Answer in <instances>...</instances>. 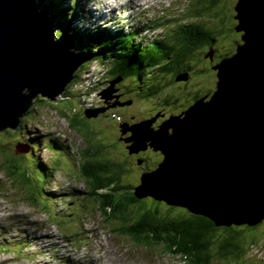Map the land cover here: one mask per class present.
Masks as SVG:
<instances>
[{
  "label": "rangeland",
  "instance_id": "1",
  "mask_svg": "<svg viewBox=\"0 0 264 264\" xmlns=\"http://www.w3.org/2000/svg\"><path fill=\"white\" fill-rule=\"evenodd\" d=\"M69 1L79 3L77 9L81 14L82 26L110 27L114 32L121 29L128 32L130 29L143 27V32L137 38L145 34L143 39L145 42L163 38L171 45L181 33L179 23L184 24L182 21L186 22L188 19L192 22L202 20L207 28L213 29L211 26L216 22L214 14L220 13L221 16L229 19L236 0L234 2L233 0H219L210 12H208L211 8L210 0ZM196 7L202 10L199 16L194 13ZM75 23L76 21H73L72 24ZM230 25L229 20L224 24L218 22L217 28L223 26L229 29ZM55 29L54 26V37L57 38L58 35H55V32L58 33L59 30L55 31ZM226 33H218L217 39L220 44L223 43L228 48V42L224 41ZM61 35L67 36L66 32ZM70 50L74 51V45ZM218 51L222 52L223 48L218 47ZM88 63L89 60L78 65L72 73L73 79L76 78V73L84 70ZM90 66L88 73L86 70L79 76L81 83L95 81L94 84H96L105 74V67L98 66L94 62H90ZM87 74L90 80H86ZM200 81L208 85L210 77ZM112 85L114 82L101 87L99 91L92 93L93 96L102 93V98H110ZM187 85L185 90L178 84L171 88L166 87L165 91H161L160 96L165 93L171 94L170 98L173 100L177 97L179 98L177 103H180L183 95L195 88L190 86V82H187ZM156 99L137 101L136 107L128 108L134 116L144 108L150 112L148 115H138L134 120L138 121L143 117H147L146 119L154 117L157 120V113L153 108L156 105ZM63 104L67 105V102ZM113 109L125 112L123 108ZM71 114L68 111L60 114L55 108L41 104L34 108L29 116L23 117L22 124L25 126L21 131L18 128L11 129L12 133L9 132L10 129L0 131V142L2 143L0 144V242L10 239L11 244L10 251L0 250V264H189L187 260L180 257L179 253L167 251L163 242L144 239L146 238L144 234L150 233V230H141L140 236L127 231L128 225L140 215V210L131 209L128 212L129 219L126 221L112 216L106 217L104 214L108 212H104L101 203L97 202L98 198L101 202L104 200L101 197L96 199L88 194L90 186L88 187V179L81 170L83 169L81 163L86 157L85 148L90 150L97 142H103V154L98 158L103 156L113 161H121L124 168L120 174L121 183L130 184L129 187L132 189L139 184L142 172L151 171L157 166L155 165L151 170L143 169L144 167L139 168L144 165L145 160L135 156L138 152H131L132 156H130L126 143L121 142L122 145H120L119 140L114 139V137H126L121 126L125 122L130 125L129 116H127L129 113L111 114L112 118H108L107 123L103 121L104 119L91 120L89 128L85 129L88 131V137L85 136L84 130L76 131L69 128L67 119L68 115L72 116ZM159 124L155 123L157 127ZM32 137H36L39 141L36 144L35 159L30 155H25L22 160H19L18 171L13 175L7 174L2 165L3 152L5 153V150L7 153L12 152L15 142L28 141L31 145L35 142L29 141ZM51 138L60 139L66 144V150L51 146ZM149 150L144 156H150L149 165H152L160 159L162 154L151 148ZM37 155L43 160L37 159ZM124 159L126 160L122 162ZM37 160L45 163L49 168L45 172L50 171L49 174L43 172ZM38 188H43L44 193L40 194ZM50 191L54 192V196L49 193ZM102 191H106L107 195H112V199H118L117 194L123 190L112 192L105 189ZM127 196L131 198L132 194H124L122 198L127 199ZM110 202L113 203L111 200ZM147 205L151 206L152 203L148 202ZM166 209L167 206L164 203L160 204L161 217L167 216L172 219L178 215H187V213L177 214L181 213L177 209L166 213ZM162 226V224H156L154 227L162 228ZM170 226L176 228L178 225L172 221L166 225L171 228ZM161 232L167 234L168 230H161ZM231 232H239L238 238L243 248L250 252L248 260L264 264V220L253 229L239 226L233 228ZM229 233L230 231L224 232L221 229L216 232L217 241L210 247L212 253L216 249L217 242ZM248 260L244 262L248 263ZM241 261L243 260L240 259L239 263ZM211 264H225V262L215 259Z\"/></svg>",
  "mask_w": 264,
  "mask_h": 264
},
{
  "label": "water",
  "instance_id": "2",
  "mask_svg": "<svg viewBox=\"0 0 264 264\" xmlns=\"http://www.w3.org/2000/svg\"><path fill=\"white\" fill-rule=\"evenodd\" d=\"M40 5L0 0V131L16 129L39 94L61 97L74 70L91 57L71 51L67 36L54 37ZM234 9L242 43L212 66L211 95L156 128L152 117L124 131H130V153L149 147L162 154L153 170L142 172L136 198L185 208L216 226L253 227L264 220V0H237ZM187 79L188 73L176 77ZM105 109L86 111L87 117ZM25 148L17 144L16 152Z\"/></svg>",
  "mask_w": 264,
  "mask_h": 264
},
{
  "label": "trees",
  "instance_id": "3",
  "mask_svg": "<svg viewBox=\"0 0 264 264\" xmlns=\"http://www.w3.org/2000/svg\"><path fill=\"white\" fill-rule=\"evenodd\" d=\"M210 1L211 8L208 12L212 11L214 6H216L219 2V0H217V2H215V0ZM40 2L41 5L39 8L45 11L47 17L50 18L53 24H55V31L59 30L58 33L56 32V35L59 37L61 34L66 32L67 38L71 39V41L74 43L75 53L91 57L89 58V63L87 66L84 67V70H80L76 73L75 77L78 78V80L74 78L68 84L67 89L63 91L61 97L55 100H50L40 94L36 97L37 99H35L33 104L21 117L20 123L17 127L19 131L24 129L25 125L22 124L24 116H29L31 112L34 111V108L41 106V104H47L51 108L58 110L60 114H63V111L71 112L72 116L68 115L67 119L69 128L76 131L80 129L84 130L85 136L88 137V131L85 129L89 128L88 126H90L89 124L91 120H98L91 118H95L104 112H98V115L94 117H87L86 111L97 110L101 107H104L102 98L93 97V95H91L94 89H99L101 87L103 88L104 86L108 85L111 80L118 77L133 76L135 77V81L140 83L142 82L141 84H137V82L135 83L133 81V86L129 87L133 90L131 91V94L137 93V95L134 96V100L145 101L154 99L160 96L155 90L156 87H158V83L155 82V84H153V82L156 80L157 76L162 73L163 69H165V71H169V62L163 64L162 60L168 59L172 52L174 53V57L169 60L171 65L174 66L176 62H185L182 69H180L183 72L173 74L174 76L171 75L173 79H176L179 74L183 75L184 73H189L196 77L204 76L207 79L209 77V67L211 66L212 68L214 63L216 64L221 59L230 57L236 51L238 44L242 43V32L241 34L236 33L240 31L235 29L237 20L235 18L236 11L233 8L232 15L229 19L221 16L220 13L214 14L216 17V22L213 24V26H211L213 29L207 28L202 20L192 22L191 19H188L186 22L182 21L184 24L179 23V32L181 33L178 34L175 42L170 45L164 39H154L145 42L144 40L142 41V39L137 38L139 33L143 31V27H140V29H130L128 32H124L122 29L118 32H114L110 27L101 28V26H82L83 22L80 20L81 14L77 9L79 4L78 2H70L69 0H40ZM236 2L237 0L235 1V4ZM201 12L202 10L198 9V7L195 8L194 13L197 14L196 16H199L198 14ZM227 20L231 21L229 29H225L223 26L217 28L218 22L224 24V22ZM73 21H76V23L72 24ZM218 33H226L224 41L228 42V48L225 47L223 43L220 44L218 42ZM218 43L219 46H217ZM204 46L207 51L215 47L223 48V51H220L222 54L219 55V58H217L215 62H207V59L204 57ZM90 62H94L98 66H105L106 71L105 74L101 76L102 79L100 82H96V84L90 83V89H85L80 85L81 79H79V76L86 70L89 71L91 67ZM102 72L103 71H101V73ZM143 81H145V83ZM84 84L85 82H83V85ZM147 84H149L148 87ZM145 85L146 88L144 87ZM140 86H142V88H140ZM166 101L167 100L164 97L163 104H165ZM63 102H67V105L63 104ZM153 108L156 109V106H153ZM106 112L108 113V111ZM105 122L107 123L109 121ZM124 125L125 124L121 126L122 129ZM8 129L10 128L5 130L8 131ZM9 132L12 133V130L10 129ZM114 139L120 140L119 137H114ZM29 141L35 142L31 143V145L28 141L15 142V148H13L12 152L7 153L6 150L5 153L3 152L4 160L2 165L7 174L13 175L18 171L20 167L19 160H22L25 155H30L31 158L35 159L34 156H36V144L39 143V141H37L36 137L30 138ZM102 143L103 142H97V144H94L90 150L85 148L86 157L83 159V169L81 170H83L84 175L88 179V187L90 186L88 194H90L92 197H95L96 199L101 197L104 200L101 202L98 198L97 202L101 203L104 212H108L104 214L106 217L112 216L114 218L126 221L129 219L128 212H130L131 209L140 210V215L136 217L134 222L128 225L129 228L127 231L140 236L139 233L141 230H150V233L144 234L146 237L144 239H150L155 242H163L167 251L169 250L176 254L179 253L180 257L184 260H187L189 264H211V262H213L215 259L223 260L225 264H262V262L248 260L250 252L243 248V244H241V240L238 238L239 232H231L233 228L239 226H246L248 229H253L255 226H216L206 217L192 214L182 207L168 206L166 204V213H171L177 209L181 211V213L177 214L187 213V215H178L172 219H169L167 216L161 217L160 214L162 212H160V204L163 203L157 202L156 200L148 197L138 199L133 195V189L132 187H129L130 184L121 183L120 174L124 171L121 161H113V159L103 156L98 158V156L103 154ZM0 144L2 145L1 142ZM17 144H19L23 150H26L25 146H29L30 150L27 152H16ZM50 145L58 149L66 150L67 148L66 144L57 138H51ZM126 157L128 159V156ZM149 158L150 156L143 159L145 162L142 167L146 168L147 170L153 169L155 165H157V163L161 160L160 158L152 165H149ZM37 159L43 160L38 155ZM125 160L126 159L122 160V162ZM36 162L38 163V166L40 165V167L43 168V172L45 174H49L50 171L45 172V170L49 168H47L43 161L41 162L37 160ZM28 178L30 177L28 176ZM128 188L131 189L125 191ZM105 189H108V191L112 192L120 190L123 191L117 194V196H119L118 199H112V195H107L106 191H102ZM38 192L43 194V188H38ZM127 192L132 194V197L127 199L122 198ZM49 193L51 195L54 194L53 191H50ZM109 199L113 203H111ZM148 202L152 203V205L148 206ZM172 221H175L178 226L176 228L175 226H170L173 229L166 227V225ZM156 224H162L163 226L162 228L154 227ZM165 229L168 230L167 234H163L161 232V230ZM220 229L224 232L230 231V233L225 237H222L217 242L216 249L212 253L210 247L217 241L215 236L216 232ZM240 259L243 260L241 263H239ZM246 260H248V263L244 262Z\"/></svg>",
  "mask_w": 264,
  "mask_h": 264
},
{
  "label": "flooded vegetation",
  "instance_id": "4",
  "mask_svg": "<svg viewBox=\"0 0 264 264\" xmlns=\"http://www.w3.org/2000/svg\"><path fill=\"white\" fill-rule=\"evenodd\" d=\"M236 33L237 34H241V32H236ZM198 48H200V47H198ZM204 48H205V46H204ZM221 54L222 53L220 51H218V48H216V47L211 49V50H209V51H207V49L205 48V56L204 57L207 59V62L212 61V63H213V62H215L217 60V58H219V55H221ZM173 57H174V53L172 52L168 59L162 60L163 64L169 62V65H170L169 68H168L169 71H165V69H163V71L161 70L162 73L159 76H157L156 80H154V82H153V84H155V82L158 83V85H157L158 87H156V89H155L157 91L158 95L160 96L161 91H165L164 88H166V87L171 88L175 84L181 85L179 87H181L183 90H185L188 87L187 82H190L191 83L190 86H194L195 88L191 92H187L186 95H183V97L181 98L180 103H177V100L179 99L177 97H175L172 100L170 98L171 94H166L165 93L164 95L162 94V96H160V97H156L158 100L156 99L157 101H156V105H155L156 106L155 110H156V113H157V117L156 118H158V119L153 121V123H152V127L153 128L157 127V125H155V123L159 124L161 121L165 120L170 115L181 114L188 106H190L198 98L203 97V96L208 98L211 95V93L214 91V89H215V82H216L215 71L211 68V66L208 69V73H209V77H210V81H209L208 85H206V84H204V83H202L200 81V80H203V79L207 80L204 76L196 77V76L191 75L189 73H188V79L187 80H176V79H173L171 77V75L174 76L173 74L182 73L183 71H181L180 69H182V67L184 66V63H185L184 61L176 62L175 65L173 66V65H171V63L169 61ZM166 74H169V76H166ZM179 75H181V74H179ZM120 78L121 79H119L116 83H114V85H112L116 89L117 88H120V89L121 88H129V87L133 86L132 85V84H134L133 81L135 83L137 82V81H135V77H133V76H124V77H120ZM126 81H127V84H126ZM143 82L145 83V81H143ZM138 83H140V82H137V84ZM148 85L149 84H147V87H148ZM144 87L146 88V85ZM140 88H142V86H140ZM161 88L164 89V90H162ZM119 93H120V97L116 100L117 102H116L115 106H118L119 108H126V107H129V106L135 104L134 96H136L137 93H134V94H131V92H123L122 93L120 91H119ZM164 97L167 100L165 104H163L164 103ZM35 99H37V98H35ZM111 103H112V100H110V98H108L106 103L104 104V106L107 107L106 110L99 115L100 117L97 116V117L91 118V119H104L105 121H107L108 118H112V117H110L111 115L106 112L108 110L111 111V114L112 113L114 114V113L117 112V111H114L112 108H109ZM169 104H171V105H169ZM147 111L148 110L144 109V114L145 115L149 114ZM135 116H137V115H135ZM146 118L147 117H143L140 120L146 119ZM91 119H89V120H91ZM140 120H138V121H140ZM135 122H137V121H135ZM124 124L127 125V122H125ZM125 125H124V127L122 129L123 132H124ZM125 135H126V137H124V138L123 137L122 138L119 137L122 140V141L120 140V142H125L126 143L125 145L129 146L131 143L129 141H127L126 139L130 136V131L125 132ZM147 151H150L149 148L146 149V151H139L138 153L135 154V156L138 157V158L140 157L141 159H144L145 158L144 154ZM155 152H158V151H155ZM129 155L132 156V154H129ZM160 158H162V155H161ZM140 167H142V165L139 166V168ZM127 193L130 194L129 192H127ZM127 193H125V194H127ZM127 198H129V196H127Z\"/></svg>",
  "mask_w": 264,
  "mask_h": 264
},
{
  "label": "bare ground",
  "instance_id": "5",
  "mask_svg": "<svg viewBox=\"0 0 264 264\" xmlns=\"http://www.w3.org/2000/svg\"><path fill=\"white\" fill-rule=\"evenodd\" d=\"M123 3V2H122ZM138 18V17H137ZM143 18V17H142ZM140 20V19H139ZM140 29V28H139ZM55 35H56V32H55ZM143 41V40H142ZM215 53V52H214ZM87 73H88V71H87ZM73 78V77H72ZM86 80H90V77H89V75L87 74V76H86ZM119 80V77L115 80V83L117 82ZM65 89H67V88H65ZM119 91L120 92H131V91H133L132 89H130V88H115L114 86H112L111 88H110V100H112V103H111V105L109 106V108H115V107H118V106H115L116 105V100L120 97H116L115 95H120V93H119ZM78 92V91H77ZM112 93V94H111ZM150 95V94H149ZM137 101H139V100H135L134 102L136 103ZM143 103H145V102H143ZM139 104H142V103H139ZM138 104H135L134 106L133 105H131V106H129V107H126V108H123L124 109V111L126 112H122L121 110H119V109H113L114 111H117V112H119V113H121V114H127V113H129V115H127V116H129V124H132V123H134L136 120H134V118L135 117H138V115H142V114H144L143 112H144V109L145 110H147L146 108H144V109H142L141 111H139V114L137 115V116H134L133 115V113H130L129 112V110H128V108H132V107H136ZM107 108V107H106ZM148 113H150V112H148ZM108 114H111V111L110 110H108ZM127 131H129V130H126L125 132H127ZM116 134L114 133V136H115ZM127 141H130V140H128V139H126ZM119 142H120V140H119ZM121 143V142H120ZM119 143V144H120ZM120 145H122V144H120ZM84 162H82L81 163V165L83 164ZM131 165V164H130ZM132 167V166H131ZM87 195V194H86ZM0 250H5V251H10L11 250V244H10V239L9 240H3V241H1L0 242ZM188 262V261H187Z\"/></svg>",
  "mask_w": 264,
  "mask_h": 264
},
{
  "label": "built area",
  "instance_id": "6",
  "mask_svg": "<svg viewBox=\"0 0 264 264\" xmlns=\"http://www.w3.org/2000/svg\"><path fill=\"white\" fill-rule=\"evenodd\" d=\"M105 67V66H104ZM94 82L95 81H93V82H91L92 84H94ZM80 85L83 87V88H85V89H90L89 88V86H90V83H85L84 85H83V83H80ZM79 85V86H80ZM100 90V88L99 89H94V91H92V93L93 92H95V91H99ZM96 93V92H95ZM98 93V92H97ZM91 95H93V94H91ZM100 96V93H98L97 95H95V96H93V97H97V98H101V97H99ZM98 100H100V99H98Z\"/></svg>",
  "mask_w": 264,
  "mask_h": 264
},
{
  "label": "clouds",
  "instance_id": "7",
  "mask_svg": "<svg viewBox=\"0 0 264 264\" xmlns=\"http://www.w3.org/2000/svg\"><path fill=\"white\" fill-rule=\"evenodd\" d=\"M72 80H73V78H72ZM72 80H71V81H72ZM71 81H70V82H71ZM70 82H69V83H70ZM69 83H68V84H69ZM68 84L65 86V88H67ZM65 88H64V90H63V91H65V90H66ZM62 93H63V92H62ZM62 93H61V96H62ZM100 97H101V93H100ZM101 98H102V97H101ZM102 99H103V98H102ZM34 100H35V99H34ZM103 103L105 104V101H104V100H103Z\"/></svg>",
  "mask_w": 264,
  "mask_h": 264
}]
</instances>
